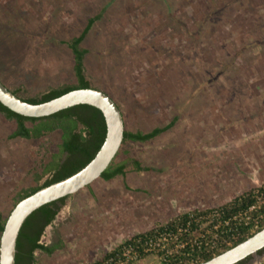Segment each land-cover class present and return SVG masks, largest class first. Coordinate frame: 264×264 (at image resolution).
Returning a JSON list of instances; mask_svg holds the SVG:
<instances>
[{"label":"rangeland","instance_id":"obj_1","mask_svg":"<svg viewBox=\"0 0 264 264\" xmlns=\"http://www.w3.org/2000/svg\"><path fill=\"white\" fill-rule=\"evenodd\" d=\"M166 1L178 20L164 15V0H131L135 11L119 0H0V78L10 90L21 85V98L71 80V56L60 41L110 2L83 42L90 86L110 94L128 131L176 119L152 140L120 145L114 162H125V175L99 177L70 195L40 239L64 246L50 255L36 251L39 264H91L136 233L264 183V49L246 48L262 57L257 62L245 50L240 57L228 50L264 37V0ZM10 131L0 116L2 218L14 192L43 180L30 174L41 161L35 143L9 139ZM52 141L55 151L58 134ZM262 262L264 251L245 264Z\"/></svg>","mask_w":264,"mask_h":264},{"label":"trees","instance_id":"obj_2","mask_svg":"<svg viewBox=\"0 0 264 264\" xmlns=\"http://www.w3.org/2000/svg\"><path fill=\"white\" fill-rule=\"evenodd\" d=\"M125 2H129L127 10L135 11L137 5L135 7L131 0H119L118 5L122 6ZM164 2L166 3L164 15L170 20H178L175 16L176 9L171 8L170 2L166 0ZM109 3L105 2L96 14L87 18L85 26L78 35L60 41L68 49L72 60L70 67L71 80L69 82L61 83L58 80L55 87L48 86L45 92L28 98H21L18 95L21 91V85L16 86L14 90H10L2 78H0V82L14 95L31 104L51 100L73 89L89 87L90 82L84 69V58L88 53V49L83 42L93 24L107 15L106 12L110 8ZM224 8V5L217 7L215 12H222ZM201 20L203 19L199 21ZM108 38L115 39L112 36H108ZM117 46H123L119 39L117 40ZM257 46L264 49V37L254 36V41L251 43L238 48L234 46L231 49L228 46V50L231 51L233 57L234 55L242 56L241 53L245 50L248 56H252V61L257 62L262 57H258L254 49H246L247 47L256 48ZM232 51H235V53ZM222 66L225 70L229 68L230 65L227 59L225 63H222ZM200 84L199 86L203 85ZM101 91L113 100L108 92ZM0 116L11 124V131L7 137L34 142L36 145L34 153L38 162L41 160L36 165L34 173L31 171L30 174L36 181L42 178L43 180L39 184L23 187L14 192L11 198V209L18 201L38 189L60 181L83 168L97 153L105 137V124L101 112L85 104L35 118L16 114L0 103ZM175 120L174 118L168 124L162 127H154L147 132H132L124 129L121 145L127 141L144 143L152 140L171 128ZM55 134H58L59 143L56 144L55 151H50V144L53 143L52 137ZM115 157L101 174L100 178L102 180L108 181L116 176L125 175V162H114ZM46 159L47 161H45ZM133 164L136 171L143 170L137 161ZM44 176L46 177L44 178ZM69 197L70 195L46 203L25 219L16 240L14 264H36L33 255L35 250H41L50 255L56 249L64 246L63 241L59 238L51 245L40 243V238L44 229L53 222ZM7 216L2 218L0 214V233ZM263 227L264 183L237 195L221 205L180 213L168 219L165 223L155 225L150 230L136 233L91 264H109V261L114 263L120 259L124 260L123 254L126 251L130 256L134 255L135 257L127 264L142 260L149 255L157 257L159 264H198L237 245ZM262 251H264V248L257 251V255H260ZM249 258L246 257L236 264H245ZM260 264H264V262Z\"/></svg>","mask_w":264,"mask_h":264},{"label":"water","instance_id":"obj_3","mask_svg":"<svg viewBox=\"0 0 264 264\" xmlns=\"http://www.w3.org/2000/svg\"><path fill=\"white\" fill-rule=\"evenodd\" d=\"M0 103L16 114L35 118L85 104L98 109L105 124L104 140L97 153L83 168L21 199L9 212L0 233V264H14L16 240L25 219L46 203L72 195L99 178L120 148L124 127L119 107L103 91L90 86L70 90L42 103L31 104L14 95L0 82ZM263 248L264 227L237 245L198 264H236L246 257L257 258V251Z\"/></svg>","mask_w":264,"mask_h":264},{"label":"built area","instance_id":"obj_4","mask_svg":"<svg viewBox=\"0 0 264 264\" xmlns=\"http://www.w3.org/2000/svg\"><path fill=\"white\" fill-rule=\"evenodd\" d=\"M123 257H125V259L124 260H119V261H117V262H114V263H112V262H110L109 261V264H127V262L128 261H132V259L134 260V255L133 256H130L129 254H128V251H126L124 254H123ZM132 263V262H131ZM130 263V264H131Z\"/></svg>","mask_w":264,"mask_h":264},{"label":"flooded vegetation","instance_id":"obj_5","mask_svg":"<svg viewBox=\"0 0 264 264\" xmlns=\"http://www.w3.org/2000/svg\"><path fill=\"white\" fill-rule=\"evenodd\" d=\"M115 103V102H114ZM116 104V103H115ZM45 230V229H44ZM44 232V231H43ZM41 239V238H40ZM41 243V242H40ZM42 244H44V243H42ZM44 245H46V244H44ZM36 251H41V250H35L34 252H33V255H34V258H35V263L36 264H39L38 263V261H37V258H36Z\"/></svg>","mask_w":264,"mask_h":264}]
</instances>
